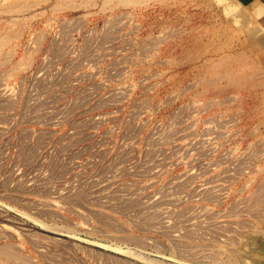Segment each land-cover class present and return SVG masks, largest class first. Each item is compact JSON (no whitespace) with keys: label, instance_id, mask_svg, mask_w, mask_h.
<instances>
[{"label":"rangeland","instance_id":"rangeland-1","mask_svg":"<svg viewBox=\"0 0 264 264\" xmlns=\"http://www.w3.org/2000/svg\"><path fill=\"white\" fill-rule=\"evenodd\" d=\"M253 3L0 0V264H264Z\"/></svg>","mask_w":264,"mask_h":264},{"label":"crops","instance_id":"crops-1","mask_svg":"<svg viewBox=\"0 0 264 264\" xmlns=\"http://www.w3.org/2000/svg\"><path fill=\"white\" fill-rule=\"evenodd\" d=\"M247 1L249 0H246V2ZM252 3V10H254L259 17L264 16V0H252Z\"/></svg>","mask_w":264,"mask_h":264},{"label":"bare ground","instance_id":"bare-ground-1","mask_svg":"<svg viewBox=\"0 0 264 264\" xmlns=\"http://www.w3.org/2000/svg\"><path fill=\"white\" fill-rule=\"evenodd\" d=\"M233 10V9H232ZM251 16V15H250ZM241 19V18H240ZM245 19V18H244ZM243 20V19H242ZM246 20V19H245ZM247 23V22H246ZM256 28V27H255ZM262 28V27H261Z\"/></svg>","mask_w":264,"mask_h":264}]
</instances>
